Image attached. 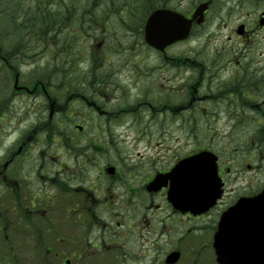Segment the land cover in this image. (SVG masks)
<instances>
[{
	"label": "flooded vegetation",
	"instance_id": "1",
	"mask_svg": "<svg viewBox=\"0 0 264 264\" xmlns=\"http://www.w3.org/2000/svg\"><path fill=\"white\" fill-rule=\"evenodd\" d=\"M103 3L99 17L115 18L114 13L122 12L116 10V0ZM140 3L145 13L140 17V26L70 27L64 28L68 30L66 36L52 37L65 40V47L89 42L96 56L105 51L101 60L93 61L98 63L97 68H91L88 59L89 70L83 71L84 79L71 93L63 95L54 84L34 76L24 77L20 72L17 93L23 123L16 149L6 152L0 163V264H221L213 243L220 215L238 198H252L264 191V0H132V15ZM158 8L191 20L187 37L166 46L164 53L144 38L145 20ZM195 12L198 14L193 17ZM200 42L205 47L216 44L212 58L167 54L174 45ZM137 48L156 52L163 71L170 67L177 71L181 82L179 101L170 102L162 91L154 100L148 97L153 86L147 71L137 76V67L124 57ZM113 56L119 59L105 65ZM94 71L99 77L92 76ZM182 71L189 74H180ZM66 78L77 82L81 76ZM138 82L143 84L138 87ZM138 94L142 97L139 101ZM35 97L42 100H30ZM202 100L225 114L229 131L224 166L218 160L224 190L212 206L197 213L183 211L167 200V187L156 191L147 187L155 173L169 168L151 171L137 189L127 186L133 193H143L150 200L147 202H133L136 199L122 187H112L120 184L121 172L109 161L98 167L108 185L85 186L95 163L84 141L85 111L92 109L108 124L113 120L119 125L130 122L135 126L134 118H121L133 116L138 106L146 113L168 114L175 109L195 114ZM68 110L69 120L77 114L82 120L81 124L72 121L74 133L70 126L69 133L62 129V116ZM236 130L242 132L240 139L235 137ZM39 135H56L52 140L54 149L62 154H50L49 142L44 143L40 154H35ZM109 165L115 171H106ZM228 191L235 196L226 203ZM153 196H161L165 203L153 201ZM115 200L126 202L129 220L124 227L104 211L113 207ZM243 207L242 228L229 231L227 253L234 257L229 262L264 264V203L246 202ZM140 209L143 214L137 213ZM128 232L131 241L126 244L120 238ZM233 235L240 241L232 243Z\"/></svg>",
	"mask_w": 264,
	"mask_h": 264
},
{
	"label": "rangeland",
	"instance_id": "2",
	"mask_svg": "<svg viewBox=\"0 0 264 264\" xmlns=\"http://www.w3.org/2000/svg\"><path fill=\"white\" fill-rule=\"evenodd\" d=\"M36 0H25L29 4H33ZM49 3L51 8L56 9L59 4L65 2H72L74 9L78 11L74 13L75 17H80L79 12L89 9L93 12L100 20L99 26H103L104 22L107 21L106 26H125L122 25L121 18L123 15H120V19L117 18H108L99 17L98 14L104 8L103 0H43ZM117 3L122 5L123 3L132 4V0H117ZM93 6V7H92ZM143 4H139L138 8L134 12L143 11ZM144 12V11H143ZM107 19V20H106ZM126 22V27H135L140 26L141 20L136 23L133 18H124ZM78 27L76 25H61L59 33L55 36L63 37L66 36L68 30L64 28ZM47 37V38H45ZM43 39L34 38L30 40L29 43L34 44L33 50L27 52V55L20 60V70L21 74L24 77L34 76L40 79L43 77H48V83L54 84L58 90H61L65 87V84H68L69 80L67 76H77L80 75L81 79L75 81L76 83L82 81L83 75L88 71L89 67L88 59L91 62L93 68L98 67V63L94 64V60L99 59L104 50L96 56L95 47L90 45L89 42L84 45H73L72 49L68 50V54L63 53L53 54L50 51L49 46L47 45L50 40L47 35ZM223 42L224 36L221 37ZM58 45L62 44L65 40H55ZM45 44V45H43ZM216 44H208L206 47L204 43H190L189 45H174L168 49L167 54L169 56H190L198 58H212L214 56V48ZM122 53V51H116ZM113 53V52H111ZM195 54V55H194ZM79 56V57H78ZM124 57L129 59L133 65L137 67L138 70L147 71L148 82H151L150 85L153 86V91L149 94L148 97L157 98L159 93L162 91V96H167L170 102L179 101L180 97V84L179 78H177V71L172 70L171 67L168 71H163L161 64L159 62L160 57L156 52L151 51H141L139 48L136 50H131L127 52ZM65 58H68L71 62L66 69L67 75L64 77L62 73L55 79L54 73L49 70L48 67L54 66V60L58 59L57 62H62ZM80 58H85L84 63L78 62ZM114 59H111L110 62L105 63V65H111L119 58L113 56ZM149 72V74H148ZM99 77V73L94 71V76ZM180 74H189L187 71H182ZM20 83V80H19ZM143 82H138L137 86L140 87ZM62 87V88H60ZM168 90V95L166 94ZM64 90H62L63 92ZM134 92L131 90L130 92ZM146 94V93H145ZM137 101L142 99L140 94L137 95ZM20 93H17L13 89V76L8 73L7 69L0 68V163L1 157L8 151L14 150L15 143H13L20 135V127L23 121H20L21 111L23 110L20 104ZM36 102H40L42 99L34 98L30 99ZM112 101H115L113 99ZM178 103V102H177ZM178 104L174 106L177 107ZM201 106H205L206 109H202ZM4 108V109H3ZM22 109V110H20ZM144 107H139L136 110V113L133 116H123L121 121L131 120L134 118L135 126H132L131 123L125 125H119L115 121L106 122L104 118H100L99 115L94 112L92 109L85 111L86 118L83 122L85 128V137L84 141L88 142V155L91 156L95 163L88 172V178L85 182V186L101 188L108 185L107 180L104 176L98 173V167L102 164H105L106 161L111 162L118 166L119 171L121 172V181L120 184H113L112 187L119 186L123 188L124 192H127L129 195L134 197L136 201H150L145 199L143 193L139 194L138 192L129 191L127 186L137 189L140 187L144 178L147 177L151 171L158 169L170 168L179 158L185 156V154L192 152L193 150L204 149L208 147L209 150L215 152L219 157V162L222 166L226 161L227 157V144L229 140V131L225 124V114H220L216 110V106L213 103H208L205 100L199 101L198 112L192 114V112H182L180 110L172 113L171 111L168 114H155V113H146L143 111ZM71 110L63 113V127L62 128L66 133L70 131L74 133L72 127V121L82 122L80 114H77L71 120L68 119L69 112ZM163 121V125H160V122ZM185 122V125L182 126V122ZM29 122V120H27ZM81 124V123H80ZM141 124V127L139 125ZM70 126V131L67 129ZM235 137L240 139L241 131L234 132ZM56 135L52 137H44L39 135L37 139V145L35 154H40L41 150H44V143H51V148L48 151L53 155H61L62 152L58 149H54L55 145L53 144V139ZM98 175H101L98 178ZM102 181V182H101ZM229 188V187H228ZM119 192V191H118ZM116 192V194L118 193ZM115 193V192H114ZM235 196L234 192L228 191L227 196H225V202H229ZM153 201L163 202L161 196H153ZM108 214L110 219L116 218L121 222L123 227L126 224V221L129 220V217L126 215L127 207L126 202L116 201L113 203V207L104 209ZM115 212H118L119 215H115ZM137 213L143 214V211L140 209ZM140 214V216H141ZM140 216L138 219H140ZM144 217H142L141 221ZM155 217L153 216V219ZM134 221H131L133 223ZM122 242L126 244L130 243L131 232L125 234L124 237L120 238Z\"/></svg>",
	"mask_w": 264,
	"mask_h": 264
},
{
	"label": "water",
	"instance_id": "3",
	"mask_svg": "<svg viewBox=\"0 0 264 264\" xmlns=\"http://www.w3.org/2000/svg\"><path fill=\"white\" fill-rule=\"evenodd\" d=\"M183 19L176 13L159 9L154 11L145 24V40L153 47L163 48L184 38L187 34L188 25L183 24ZM18 77L15 76L14 87H17ZM216 157L208 151H202L187 158H183L165 174H157L149 183L148 188L157 190L167 184L169 180L168 199L175 206L195 208L196 204H210L219 192V180L216 175ZM112 171V167L108 168ZM197 197V199H196ZM240 199L221 216L219 231L215 236V250L218 258L226 264L225 247L227 243V229L230 227L228 219L233 212L235 218L240 220L244 209ZM249 203L264 202V192L258 198L248 200Z\"/></svg>",
	"mask_w": 264,
	"mask_h": 264
},
{
	"label": "trees",
	"instance_id": "4",
	"mask_svg": "<svg viewBox=\"0 0 264 264\" xmlns=\"http://www.w3.org/2000/svg\"><path fill=\"white\" fill-rule=\"evenodd\" d=\"M56 9L51 8L47 1L37 0L32 5H28L25 0H0V68H5L12 76V69L16 71L20 67V60L30 51L25 44L29 36L39 39L53 32H47L45 28L60 27L69 24L76 26H86L90 19L86 17L74 18L67 4L58 3ZM71 15V17H70ZM43 29L39 31L36 28ZM28 28H31L29 30ZM20 35L24 45L20 48ZM57 51V50H56ZM55 51V52H56ZM58 53L68 54L66 51ZM58 64V63H57ZM66 74V72H64ZM62 73L63 76L65 74ZM2 109V108H0ZM1 112V111H0Z\"/></svg>",
	"mask_w": 264,
	"mask_h": 264
},
{
	"label": "bare ground",
	"instance_id": "5",
	"mask_svg": "<svg viewBox=\"0 0 264 264\" xmlns=\"http://www.w3.org/2000/svg\"><path fill=\"white\" fill-rule=\"evenodd\" d=\"M81 16L86 17L85 18L86 21H89L90 19H92L94 17V14H93L92 11H87V13H82L81 12L80 13V17ZM83 17H81V18H83ZM132 18L136 21V23H138L140 21V18H139V16L137 14L133 15ZM67 26H69V24H67ZM40 28L41 27L36 28V29L39 31ZM28 29L31 30V28H28ZM41 30H43V29H40V31ZM45 30L47 32H51V31H54V27H50V28H47V29L45 28ZM21 37H22V35H20V48L22 47V45H24L23 42H22ZM70 62L71 61L68 58H65L62 62H60V63H58V64H56L54 66H50L48 68H49V70L51 72L54 73V78L56 79L61 73H64L66 71V69H67L68 65L70 64ZM140 73H142V70L141 71L137 70V74L136 75L138 76ZM43 79L44 80H48L49 78L48 77H43ZM77 87H78V84L75 81H72V82H69L68 84H65V87H63L61 89V91L64 90L63 91V95H67V94L71 93L72 91L76 90ZM1 113H3V112L1 111Z\"/></svg>",
	"mask_w": 264,
	"mask_h": 264
}]
</instances>
